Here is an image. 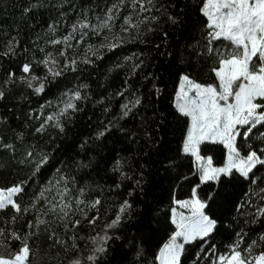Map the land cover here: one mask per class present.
Returning <instances> with one entry per match:
<instances>
[{"label":"snow or ice","instance_id":"1","mask_svg":"<svg viewBox=\"0 0 264 264\" xmlns=\"http://www.w3.org/2000/svg\"><path fill=\"white\" fill-rule=\"evenodd\" d=\"M43 7L57 9V15L49 17L46 27L41 25L32 47L22 44V29L17 28L0 50V57L13 62L22 57L19 74L7 70L0 88L22 86L37 97L52 89L59 92L55 106L46 100L31 116L38 122L33 132L40 137L49 128L65 133L66 125L82 110L81 102L91 98L85 91L88 84L67 86V73H82V66L94 65L106 52L128 44H148L150 34L162 31L166 39L162 26H181L193 8L204 20L198 24L194 53L174 56L175 71L170 72L174 88L168 115L173 131L181 134L178 147L160 157L163 145L152 129L162 94L158 77L143 71V59L125 56L109 69L127 68L123 84L93 101L102 118L91 136L77 145L78 151L67 161L58 160L56 167L51 153L30 145L20 163L31 167V175L0 187V249L4 250L0 264H33L42 231L50 247L62 250L63 255L55 253L56 264H186L187 246L197 241L201 251L195 264L204 258L208 264H264V0H196L191 6L185 2L179 11V0H103V7L98 0L79 11L71 0L48 5L29 0L21 16L25 21L34 19L33 11ZM24 27L34 30L27 22ZM138 74L146 91L132 82ZM204 74L208 79L201 81ZM5 97L6 91L0 90V100ZM47 108L52 111L46 112ZM168 126L164 117L161 131ZM17 139L23 143L22 136ZM116 143L122 147L116 149ZM213 145L223 146L222 166L205 154ZM2 146L15 155V145ZM183 164L189 166V176L198 179L190 196L177 199L173 194L169 213L145 222L136 211V195L147 196L146 185L160 165L180 178ZM208 182L221 188L249 185L235 204L234 224L229 225L232 239L223 251L212 243L220 224L206 211L212 197L202 199L197 191ZM118 193L123 195L116 203ZM138 215L137 223L149 237L166 223L172 226L151 259L144 235H130L127 230L128 222ZM13 244L18 247L13 249Z\"/></svg>","mask_w":264,"mask_h":264},{"label":"trees","instance_id":"2","mask_svg":"<svg viewBox=\"0 0 264 264\" xmlns=\"http://www.w3.org/2000/svg\"><path fill=\"white\" fill-rule=\"evenodd\" d=\"M29 0H0V50H2V42L11 35H16L17 28H21L19 39L22 44L31 48L32 42L35 40L36 33L41 31V25L45 26L50 22V16L57 15V9L52 7H43L38 11L34 10V19L25 21L22 18V9L28 4ZM98 0H71V5L79 11L81 6L93 7ZM100 7H103V0H99ZM187 2L190 6L196 3V0H179V11L184 9V4ZM45 5L56 4L58 0H43ZM70 5L65 4V7ZM184 22L181 26L170 27L162 26L167 31L168 35L165 39L163 32L159 34H150L148 44H128L123 49L116 52H106L102 60L96 61L94 65L82 66L85 70L80 73H67L66 84L69 88L75 86L77 83L88 84V91L91 93V98L88 101L81 102L82 110L78 112L72 121L66 125V132L60 133L57 130L49 128L48 132L42 137L35 135L33 130L38 126V122L31 119L32 114H38L39 107L45 104L46 100L53 101V106L56 103V97L59 92L52 89L46 95L37 97L31 94L30 89H25L22 86H13L6 91V97L0 100V187L9 185L12 182L26 179L31 175V167L27 164H21L23 151L30 145H37V150H44L51 153L56 159L53 164L60 167L57 161H67L78 151L77 145L84 139L91 136L97 127L99 120L102 118L100 106H94L93 101L99 99L100 96L108 95L120 88L125 79L127 68L117 69L110 72L113 64L123 61L125 56H137L145 61L143 68L144 72H154L158 77L156 83L161 89V95L155 105L157 111L156 116L152 122V129L156 133V139L161 141L157 147H161L160 157L170 155L178 147V139L180 132L173 131L175 125H172L171 116L168 115L171 108L172 93L174 84L170 77V72L175 71L174 56H185L187 52H193V48L199 40L198 24L204 20L198 11L194 8L188 11ZM34 25V30L24 27L25 23ZM7 34V35H5ZM195 37V39H191ZM95 42V41H93ZM43 43V41H39ZM159 45V48L156 45ZM188 45L187 50L184 46ZM35 50V49H33ZM83 49H81L82 51ZM36 55L40 53L37 51ZM193 60L195 57L193 55ZM22 60L10 61L8 58L0 57V82L5 79L7 70H14L19 74V64ZM129 61L128 63H132ZM78 77V79H77ZM201 81L207 80L206 74L200 76ZM132 82L138 87H141L146 82L141 75L132 78ZM141 91H146L141 87ZM118 106V105H116ZM52 111V108H47L46 112ZM149 117L152 116L151 107L147 113ZM164 117H167L169 126L163 132L161 126L164 122ZM131 124L132 122L129 121ZM18 136L23 137V143L17 139ZM3 144L15 145L17 151L15 155L4 148ZM112 147V145H109ZM116 149H120L122 145L116 143ZM206 155L213 156L214 164L222 166L225 161L224 149L222 145L211 146V150L205 152ZM165 166L160 165L159 171H154L150 177V183L146 185L147 196L143 193H138L136 199V211L142 214L143 220L147 222L151 217L156 215H165L169 213L172 195L175 194L177 199H185L190 196L191 187L198 182L196 176H189V166L187 164L181 165L179 172L180 178L176 177V173H168L164 170ZM51 174V172L49 173ZM259 175V174H258ZM187 176L188 179H183ZM175 179V183H174ZM248 183H233L231 185L221 188L214 182H208L201 185L197 190L202 199L209 200L210 207L206 209L210 215L220 220L218 230L215 233V240L212 243L217 244L220 249L226 250L224 245L229 243L232 239V229L229 227L230 223L234 224L235 204L240 202L243 193L248 188ZM123 193L117 194L116 203ZM111 212L109 216H111ZM141 219L138 215L128 222V233L130 235L140 236L144 235L145 244L148 247L149 259L151 254L157 250L158 246L166 242L170 235L172 226L170 223L164 224L158 231L149 237V234L141 231V224L137 221ZM103 221H101V226ZM152 227L155 228V220H151ZM99 231V228L97 229ZM94 234V233H93ZM119 243V242H117ZM200 242H194L187 246L188 252L184 257L186 264H195L196 253L201 251ZM17 244H13L12 248H17ZM38 252L33 258V264H56L55 253L62 250L50 247V241L47 239V234L43 231L37 240ZM207 247V245H205ZM0 251H4L0 249ZM6 254V253H5ZM71 255V253H69ZM199 264H208V259L204 258L199 261Z\"/></svg>","mask_w":264,"mask_h":264}]
</instances>
